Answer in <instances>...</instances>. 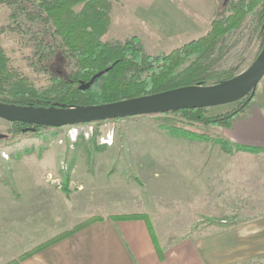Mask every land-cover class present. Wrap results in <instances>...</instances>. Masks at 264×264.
I'll return each instance as SVG.
<instances>
[{"label":"rangeland","instance_id":"374dc122","mask_svg":"<svg viewBox=\"0 0 264 264\" xmlns=\"http://www.w3.org/2000/svg\"><path fill=\"white\" fill-rule=\"evenodd\" d=\"M232 1L154 0L147 12L149 19L140 23L131 7L141 2L147 5L148 0H114L111 22L103 37L125 39L139 33L147 52L167 53L205 33L218 12H229L225 10ZM260 7L250 10L220 40L215 50L214 69L233 66L236 72L241 71L257 56L259 48L264 47L260 22H257ZM136 13L139 15L138 10ZM0 28V44L9 63L28 76L37 89L51 85L49 75L33 62V48H50L52 44L41 42V24L36 19L15 20L9 6L2 4ZM45 34L46 41L52 38ZM195 57L192 55L181 66ZM251 103L263 105L264 111V75L248 99L207 106L202 112L205 116H216L214 121L189 120L179 111H159L80 125L65 124L57 129L15 126L0 116V210H37L38 204L42 210L49 195L41 187L29 188L28 178L23 180L28 171L31 180L47 181L53 186L54 195L49 198L52 204L49 206L46 200L50 210H59V207L72 210L74 224L54 235L91 217H99L107 210L121 211L116 215L145 213L147 217L136 218L145 219L156 240L158 235L163 243L199 232L205 235L212 229L216 232L243 221L255 213V210H243L237 199L240 194L244 197V185L235 182L239 180L235 175L230 178L232 183L228 181L224 185L222 171H205H208L207 161L220 153L216 152L220 145L231 152L230 164L235 159L233 142L222 131L229 124L219 121L235 108H242L241 114L248 111ZM223 138L228 142L220 141ZM219 159L223 158L219 156ZM212 186L235 194L232 210H191L192 200L197 198L191 196L195 195L192 192L198 189V193L203 187L207 193L213 191ZM0 223L4 225L1 242L8 245L11 239L5 229L7 220L1 218Z\"/></svg>","mask_w":264,"mask_h":264},{"label":"trees","instance_id":"16d2710c","mask_svg":"<svg viewBox=\"0 0 264 264\" xmlns=\"http://www.w3.org/2000/svg\"><path fill=\"white\" fill-rule=\"evenodd\" d=\"M113 1L0 0V5L9 6L10 15L15 20L19 18L36 19L43 29L40 28L43 32L41 42H46L45 45L48 42L52 43L50 48H33L34 64L47 73L52 80V84L43 90L37 89L30 83L28 76L9 63V57L0 44V101L34 106L91 104L147 94L185 84L212 83L231 77L237 73L233 66L221 69L212 67L215 62L216 47L225 37L224 35L235 28L257 5H261L257 22H260L259 33L262 34V45L264 46V0H234L225 10V12L229 11L227 14L221 11L216 17L214 16L211 26L205 33L183 42L167 53L156 54L147 52L140 42V37L136 34L125 39H105L103 37L111 22ZM45 33L53 39L46 41ZM261 49L259 48L258 53ZM192 55L196 57L188 64L181 66L183 62L191 59ZM98 71L101 73L91 81L88 87H80L81 82H87ZM251 94L252 90L241 99H248ZM206 107H184L167 111H179L189 120L214 121L216 116L203 114L202 111ZM240 109L242 108L231 110L219 122L223 125H230ZM124 116L117 115L111 118ZM227 119H229L228 123H226ZM11 122L15 126L25 124L31 128L45 126L58 129L62 126L28 123L20 120ZM220 141L226 142L227 139L223 138ZM237 146L257 148L245 144H237ZM145 216V213H131L119 214L115 217ZM102 218L103 215L91 217L75 227L32 246L3 264H15L86 224Z\"/></svg>","mask_w":264,"mask_h":264},{"label":"crops","instance_id":"0c3cea01","mask_svg":"<svg viewBox=\"0 0 264 264\" xmlns=\"http://www.w3.org/2000/svg\"><path fill=\"white\" fill-rule=\"evenodd\" d=\"M148 1L147 5L141 2L131 7L132 14L140 23H145L149 19L147 12L150 11L154 0ZM141 28L144 29V26ZM148 28L154 29V27ZM262 106L251 103L248 111L235 115L231 124L222 128L224 135L234 143L232 147H235L233 154L235 159L230 164L231 152L219 144L220 147L216 152L219 150L220 153L216 155L217 157L214 155L213 160L207 161L208 171H205L208 173L216 169L219 173L222 171L226 179L223 180V184L228 181L232 183L230 178L235 175L234 178L239 179L235 182L244 185V197L241 196L242 194L237 197L240 206L243 210H255L253 215H248L243 221L234 222L216 232L210 229L211 231L206 232L205 235L199 232L175 237L172 242L163 243L155 232L156 240L145 219L117 218L115 215L121 211L107 210L105 213H100L104 218L86 224L15 264H246L249 261L253 264L264 263V111ZM239 143L257 148H241L237 146ZM219 156L223 159H219ZM25 172L23 180L28 178V183L31 184L29 188L34 190L41 187L49 198L54 195L51 184L47 181L31 180L30 172ZM202 189L205 188L201 187L198 193V189L192 190L195 195L191 196L197 198L192 200L191 210H232L230 207L231 202L236 199L235 194L229 190L226 193L224 188L218 190L213 186V191L207 193ZM49 198L46 196L45 199L49 200L50 206L52 200L50 201ZM46 200L43 202L42 210L38 209L39 204L37 210H0V219L7 220L5 229L10 232L11 239L8 245L7 242H4L5 244L1 242L4 237V233H1L4 225L0 223V248H3L0 251V263L17 257L33 245L74 224L72 210L60 207L59 210H50L51 207H47Z\"/></svg>","mask_w":264,"mask_h":264},{"label":"water","instance_id":"95a60500","mask_svg":"<svg viewBox=\"0 0 264 264\" xmlns=\"http://www.w3.org/2000/svg\"><path fill=\"white\" fill-rule=\"evenodd\" d=\"M100 73L101 71H98L87 82H81L80 87H88ZM263 75L264 47L247 67L220 81L185 84L117 100L70 106L19 105L0 101V116L10 121L20 120L28 123L59 126L106 119L117 115H135L184 107L209 106L241 99L253 89ZM1 135L2 133H0Z\"/></svg>","mask_w":264,"mask_h":264},{"label":"built area","instance_id":"2783aa9c","mask_svg":"<svg viewBox=\"0 0 264 264\" xmlns=\"http://www.w3.org/2000/svg\"><path fill=\"white\" fill-rule=\"evenodd\" d=\"M106 142H108V141H106Z\"/></svg>","mask_w":264,"mask_h":264},{"label":"bare ground","instance_id":"6f19581e","mask_svg":"<svg viewBox=\"0 0 264 264\" xmlns=\"http://www.w3.org/2000/svg\"><path fill=\"white\" fill-rule=\"evenodd\" d=\"M107 141V140H106Z\"/></svg>","mask_w":264,"mask_h":264}]
</instances>
